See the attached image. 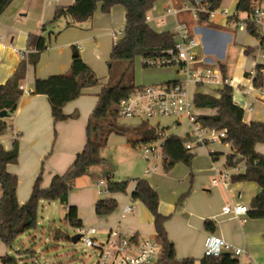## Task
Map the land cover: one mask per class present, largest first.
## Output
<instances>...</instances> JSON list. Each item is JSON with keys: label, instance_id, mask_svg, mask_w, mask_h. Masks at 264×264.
I'll use <instances>...</instances> for the list:
<instances>
[{"label": "crops", "instance_id": "1", "mask_svg": "<svg viewBox=\"0 0 264 264\" xmlns=\"http://www.w3.org/2000/svg\"><path fill=\"white\" fill-rule=\"evenodd\" d=\"M13 1L0 14V84L13 74L22 59L11 46L28 51L29 54L33 51L28 41L30 35L49 37L46 50L40 54L37 64L35 66L27 64L22 81L26 91L20 96L15 112L8 115V133L0 139V146L5 150H11L13 144L17 143L19 150L17 162L6 164V170L16 177L15 194L20 207L28 201L36 177L40 173L42 186L48 187L52 177L62 175L74 161L76 154L83 150L86 125L98 102L101 87L107 82V61L111 47L124 36L126 14L120 5H115L108 13H103L99 3L93 17L78 25H65L69 22L65 17L59 24V28L62 29L54 35L46 25L53 20L55 9L70 6L74 0ZM207 1L159 0L148 12L147 24L153 30L162 33L172 31L171 27L175 23H184L198 43L197 51L207 61L197 63L195 66L209 65L220 69L223 65L228 85L232 87L233 101L244 111V122H264V80L262 87L255 88L252 77L247 75V73L252 75L255 65L264 61L262 58L264 52L258 49L260 43L247 31H240L237 24L229 19L230 14L236 13L235 8L239 0H222L219 10L207 21H200L199 13L195 18L194 7ZM170 9L176 10L177 14L169 13ZM223 9L228 11V15L221 12ZM246 17V13H239V18ZM42 26L45 27L42 29ZM71 46L78 49L81 59L94 71L100 82L97 86L85 88L81 95L64 105L63 114L69 116L76 114V117L55 121L46 95L32 92L34 80L65 73L70 67L73 55ZM247 49L253 51L248 53ZM176 73L179 76L165 82L185 79L182 72L176 69ZM135 84L143 86L137 82ZM223 86L220 82L198 85L191 83L190 90L192 95L202 92L219 96L217 91ZM196 111L198 115L214 113L208 108H197ZM166 119L157 120L151 125L158 124L168 129L170 134L181 138L188 136L189 128L186 125L172 127L171 120ZM118 122L132 126L138 123L129 119L121 122L119 118ZM10 129H15L16 133L10 132ZM212 145H215L210 148L213 152H209L208 155L202 152L201 147H194L191 150L193 154L191 168L179 163L166 174L158 175L156 174L158 170L146 174V168L137 165L135 161L136 149L142 153L141 148L131 147L125 136L111 134L101 150V155L107 157L109 163L90 168L83 176L76 178L68 195V204L77 208L82 227H94L96 233L98 228L106 227L107 236L111 229L117 228L123 236L137 242L151 240L155 235L154 216L140 200L131 198L136 179L142 178L158 194V211L166 218L163 227L168 240L174 244L176 259L189 257L195 260V264H200L205 239L213 233L220 235L233 246L244 249L245 253L242 256L244 264H264V219L250 218L248 213L232 217L222 212V207L227 204H244L250 208V201L259 192V186L253 181L231 182V175L242 172L244 163L228 168L226 155L232 153V145L226 142H216ZM255 151L264 155V144L257 143ZM211 154L215 156L212 157ZM112 162L116 164L126 162L125 171L120 172L117 181L123 180L119 176L130 177L133 180L129 181L125 193L112 195L117 202L116 210L110 215L99 217L94 212L95 202L111 195H99L95 184L98 180L105 179L107 173L116 180L113 178L115 171ZM217 173L223 177L216 184H212L217 178ZM46 202L41 201L39 207L44 208ZM125 206L131 208L130 212L123 211ZM63 212L65 213L64 207ZM206 219L213 222L214 231L204 226ZM64 224L73 229L74 234L78 233V230L69 227L66 221ZM22 235H27L29 240L35 237L31 231ZM24 249L25 247L18 250L12 245L7 246L0 242V264L1 258L5 255L15 257L19 264L23 256L18 254H22ZM156 260L152 264H162Z\"/></svg>", "mask_w": 264, "mask_h": 264}, {"label": "trees", "instance_id": "2", "mask_svg": "<svg viewBox=\"0 0 264 264\" xmlns=\"http://www.w3.org/2000/svg\"><path fill=\"white\" fill-rule=\"evenodd\" d=\"M159 0H74L70 6L57 7L54 11L56 22L62 17H69L66 25L79 24L93 17L98 4L101 11L108 13L115 5L124 8L126 21L124 36L112 45L108 64L107 82L102 85L99 99L94 107L86 125V141L81 152L76 154L74 161L62 175L52 177L48 187L42 186L41 173L36 177L29 199L22 206H18L16 198V177L6 170V164L16 163L18 159L17 143L11 150H5L0 146V242L11 246L22 234L35 230L37 227L38 207L41 201H59L65 208L64 220L68 226L77 229L82 227L78 217L77 208L68 204V195L73 187L75 179L83 176L90 168L107 165V160L101 155L108 137L111 134L126 137L131 147H141L156 141L158 129L148 122H138L133 126L118 122L116 106L120 99L128 97L136 88L134 80V59L141 57L162 58L165 52L172 49L174 35L171 31L159 33L147 24L148 12ZM191 1V0H190ZM258 0H239L235 11L247 13L246 31L259 41L258 49L264 52V32L251 22L253 4ZM261 1V0H259ZM14 2L13 0H0V14ZM222 0H208L206 3L210 10L220 8ZM237 15L229 16V19L237 23ZM210 19L209 13H199L200 21ZM45 26H42V29ZM49 37L32 34L29 36V45L33 49L26 58H22L17 64L16 70L0 84V112L5 110L7 114L15 112L19 98L23 93L22 81L26 74L27 64L35 66L40 54L46 50ZM73 55L70 67L65 73L50 75L45 79L34 80L33 93L46 95L51 106V113L55 121H64L68 117L64 115V105L81 95L85 88L99 85V80L94 71L81 59L78 49L71 46ZM253 50L247 49L246 52ZM264 60V58H263ZM144 67H148L142 63ZM222 76L225 77V67L220 66ZM263 63H257L254 67L252 84L255 88L263 86ZM176 82V81H168ZM219 96H212L202 92L193 94L196 108H208L213 114H199L198 121L204 126L213 129H226L227 136L224 142L232 145V153L226 155V166L233 168L239 163H244L242 172L234 173L230 177L231 182L253 181L259 186V192L250 201L249 217L264 219V155L255 151L257 143L264 144V122L243 120L244 111L234 103L232 98V87L224 85L218 90ZM7 117L0 118V139L8 133ZM183 139H189L186 135L181 138L177 135H169L164 139L162 146L161 168L167 173L177 163H184L191 167L193 154L182 144ZM211 156H215L211 154ZM105 179L108 181V194L94 204V212L103 217L112 214L117 208L114 194L125 193L129 184L128 179L114 180L107 173ZM133 200L138 199L154 216L155 235L154 240L159 243L161 250L157 257L158 263L162 264H195V260L189 257L179 260L175 257L174 244L168 240L163 222L165 216L158 211V194L142 178L136 179V184L131 192ZM207 229L214 231L215 225L209 219L204 221ZM62 230L56 232L57 237H62ZM264 238V235H263ZM135 241V239H134ZM17 259L10 255L1 258L2 264H18ZM200 264H238V259L229 252L223 251L218 256H203Z\"/></svg>", "mask_w": 264, "mask_h": 264}, {"label": "built area", "instance_id": "3", "mask_svg": "<svg viewBox=\"0 0 264 264\" xmlns=\"http://www.w3.org/2000/svg\"><path fill=\"white\" fill-rule=\"evenodd\" d=\"M209 8L210 6L207 4H197L193 9L195 18L198 13L202 12L209 13L211 18L219 10H210ZM252 11L251 22L261 33L264 32V0L255 1ZM168 12L173 15L177 14L174 9H170ZM221 12L228 15V11L225 9L221 10ZM236 15L237 13H234L229 16L234 17ZM247 17L241 19L239 14L237 15L236 24L240 31H246L245 21ZM171 29L174 35V47L167 50L164 57L143 59L138 56V58L141 63H145L150 67L174 65L179 72L184 74L185 79L176 82L143 85L136 88L128 97L119 100L116 106L118 117L148 123L151 119L157 121L167 118L171 120L170 125L172 127L186 125L189 128V139H183L182 144L187 150H192L194 147H206L216 142H224L227 136L225 128L213 129L202 125L198 121L197 108L194 105L190 84L220 82L223 85H228V79L222 76L218 67L209 65L195 66L197 63H206L207 61L197 51L198 43L190 35L184 23H175ZM11 49L15 52L17 51L21 58H25L28 55V51L19 50L13 46H11ZM262 58H264V53ZM21 88L26 91L23 86ZM153 126L159 128V138L154 142H150V144L140 147L145 161L149 163L145 169L146 174L159 169L157 164L152 165V163L155 160L161 162L163 141L167 136L172 135L168 132V129L158 124ZM14 130L10 129V132L16 133ZM209 152L212 153L213 151L209 149ZM216 176L217 178L212 181V184H216L223 177L220 173H217ZM107 186V179L98 180L96 182L97 193L99 195L108 194ZM130 210L129 206H125L123 209L124 212H130ZM249 210L250 208L244 204H227L222 207V212L232 217L246 215ZM77 230L81 234L80 239L83 245L93 247L99 251L97 264H152L156 259V243L154 240L137 242L132 238L123 236L117 228H113L110 230L105 242L101 244L93 237V234L96 233L94 227H80ZM223 251L229 252L234 258H237L238 264H244L242 257L245 253L244 249L233 246L223 240L220 235L209 234L205 239L203 256H218Z\"/></svg>", "mask_w": 264, "mask_h": 264}, {"label": "rangeland", "instance_id": "4", "mask_svg": "<svg viewBox=\"0 0 264 264\" xmlns=\"http://www.w3.org/2000/svg\"><path fill=\"white\" fill-rule=\"evenodd\" d=\"M67 18L70 21V18L68 16ZM64 19L65 17H62L56 22H48L46 27L49 26L48 29L52 30L53 31L52 33L54 35H57L58 32L62 29L59 28L60 26L59 24H61V22H63ZM74 25H78V24H74ZM46 37L48 38V35ZM48 43L49 40L47 42V45ZM134 63H135L134 80L138 84L144 86L149 84L165 83L167 79L172 80L175 79L177 76H179L178 73H176V67L174 65H167L164 67L148 66L146 68L142 65L138 57L134 59ZM209 90L211 92L216 93V91H213V89L212 90L209 89ZM123 120L124 118H119V121L122 122ZM166 120H162V121L166 122ZM154 123H155V119H151L149 121V124H154ZM128 126H132V125H128ZM214 146L215 145L201 147L202 152L205 155H208L209 149L211 147L213 148ZM136 151H137L136 153L137 160L135 159V161L137 162V165L139 166L141 165L143 168H146L149 163L146 162L145 159L142 157V153H140V150L136 149ZM105 159L107 160V163H109V159L107 157ZM123 163L126 164V162ZM125 164H122L121 162H119V164L112 162L111 165L115 171V177L113 178L117 180V177L118 175H120V172L125 171L126 168ZM153 164H157L159 166L158 172L156 174L158 175L166 174L163 172L161 168L160 161L155 160L152 163V165ZM119 177H121V179H128L129 181L133 180V178L130 177L129 178L126 177L123 178L122 176ZM37 214H38L37 227L35 230L31 231V234L35 237H31V239L29 240L27 235H21L12 244V246L18 250H21L25 247L22 254L20 255L18 254V256L21 257L23 256V259L19 261V264H97L98 254H99V251L97 249L83 245L81 239H79L76 242L71 241V236L74 234V231L73 229H69L68 227H66V225L64 224L65 213L63 212V205L59 201H53V202L47 201L46 203H44V208L42 206L38 207ZM98 229L99 230L97 231V233L93 234V237H95L99 243L103 244L107 238L108 231L106 227L103 228L100 227ZM58 230H62L64 234L62 237L56 236V232ZM153 240L154 238L151 239V241ZM155 243H156L155 258H157L160 253L161 247L159 243H157L156 241ZM13 255L16 254L13 253ZM156 262H158V260H156Z\"/></svg>", "mask_w": 264, "mask_h": 264}, {"label": "water", "instance_id": "5", "mask_svg": "<svg viewBox=\"0 0 264 264\" xmlns=\"http://www.w3.org/2000/svg\"><path fill=\"white\" fill-rule=\"evenodd\" d=\"M2 117H8V114L5 110H1V112H0V118H2ZM80 237H81L80 233H75L71 236V241L76 242L80 239Z\"/></svg>", "mask_w": 264, "mask_h": 264}]
</instances>
